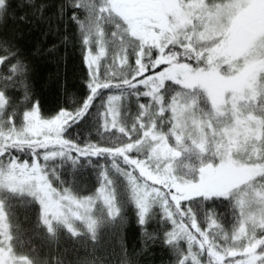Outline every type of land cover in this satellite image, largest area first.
<instances>
[{"label":"snow or ice","instance_id":"snow-or-ice-1","mask_svg":"<svg viewBox=\"0 0 264 264\" xmlns=\"http://www.w3.org/2000/svg\"><path fill=\"white\" fill-rule=\"evenodd\" d=\"M130 213L168 264H264V0H0V264H135Z\"/></svg>","mask_w":264,"mask_h":264},{"label":"trees","instance_id":"trees-1","mask_svg":"<svg viewBox=\"0 0 264 264\" xmlns=\"http://www.w3.org/2000/svg\"><path fill=\"white\" fill-rule=\"evenodd\" d=\"M54 10V9H51ZM50 10V11H51ZM39 38L38 33H34L31 36L26 37L25 44L27 47H31ZM51 41V37L49 38ZM71 55L68 60V70L71 76L74 78L76 84L80 83V76L84 72V68L80 62V50L77 47L75 50L69 49ZM36 68V89L38 97L42 100L46 107H52L55 103V96L50 91L47 80L49 75L54 72L55 65L46 62L42 59H37L34 61ZM28 225H25L27 227ZM126 237H127V249L128 253H136L132 259H134L135 264H168V254L162 250L160 247H153L147 252H140L141 245L139 243L138 230L134 221V218L129 214V223L126 225ZM37 245L40 244L39 240H36ZM62 247H67L70 251L67 254L69 260H74L76 258L95 259L102 264H120V258L115 254L118 251L116 248V242L114 237L110 233H106L102 239V246L97 248L95 253H91L84 249L76 248L71 241H64ZM73 249H75L73 251ZM115 250V251H114ZM44 250L42 249V252Z\"/></svg>","mask_w":264,"mask_h":264}]
</instances>
